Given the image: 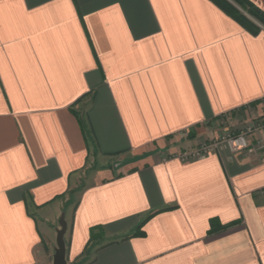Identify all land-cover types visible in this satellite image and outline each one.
<instances>
[{
	"label": "crops",
	"instance_id": "crops-1",
	"mask_svg": "<svg viewBox=\"0 0 264 264\" xmlns=\"http://www.w3.org/2000/svg\"><path fill=\"white\" fill-rule=\"evenodd\" d=\"M254 122L264 28L209 0H0V264H52L77 186L68 264H264V129L179 155Z\"/></svg>",
	"mask_w": 264,
	"mask_h": 264
},
{
	"label": "trees",
	"instance_id": "trees-1",
	"mask_svg": "<svg viewBox=\"0 0 264 264\" xmlns=\"http://www.w3.org/2000/svg\"><path fill=\"white\" fill-rule=\"evenodd\" d=\"M253 36L264 28V12L248 0H209ZM92 229V233H93ZM93 236L91 237V239ZM93 240V239H92Z\"/></svg>",
	"mask_w": 264,
	"mask_h": 264
},
{
	"label": "built area",
	"instance_id": "built-area-1",
	"mask_svg": "<svg viewBox=\"0 0 264 264\" xmlns=\"http://www.w3.org/2000/svg\"><path fill=\"white\" fill-rule=\"evenodd\" d=\"M253 124H257V128L254 126V130H263L264 129V122H254ZM248 127L247 134H241L236 137L228 136L226 139L218 140L211 145H204L199 150H196L194 152H187L184 154H181L180 159L182 160H191L196 159L201 156L209 155L218 150L222 146H226L229 148L233 153H238L240 151L246 150L249 148V143H247V136L250 132H252L251 128Z\"/></svg>",
	"mask_w": 264,
	"mask_h": 264
},
{
	"label": "water",
	"instance_id": "water-1",
	"mask_svg": "<svg viewBox=\"0 0 264 264\" xmlns=\"http://www.w3.org/2000/svg\"><path fill=\"white\" fill-rule=\"evenodd\" d=\"M59 221V229L57 230L56 247L54 249V256L52 264H68L67 261V246H66V233L68 231V224L66 221L65 212L61 214Z\"/></svg>",
	"mask_w": 264,
	"mask_h": 264
},
{
	"label": "rangeland",
	"instance_id": "rangeland-1",
	"mask_svg": "<svg viewBox=\"0 0 264 264\" xmlns=\"http://www.w3.org/2000/svg\"><path fill=\"white\" fill-rule=\"evenodd\" d=\"M229 123H231L230 121L229 122H226V125H229ZM255 127V128H257V124H253V123H251V124H248L247 126H245V127H240L239 129H234V130H232V131H230V132H228V133H224V134H221V136H220V138H219V140H222L223 141V139H226L228 136H232V137H236L237 138V136H239V135H241V134H247L246 132H247V130L246 129H248V127ZM254 127L253 128H251V130H252V132H250L249 134H248V136H247V142H248V139H249V137L255 132V130H254ZM213 142H211V144H212ZM211 144H206V145H211ZM179 155H181V154H179ZM78 187H80V186H77V187H75V188H73L72 189V191L69 193V195H68V198H67V201H66V205H67V207H68V210H70L71 211V209H73V206H74V204H75V194H76V192H77V190H79V188ZM68 210H66V213L68 214L69 213V211ZM68 211V212H67ZM66 213H65V215H66ZM67 216V215H66Z\"/></svg>",
	"mask_w": 264,
	"mask_h": 264
}]
</instances>
